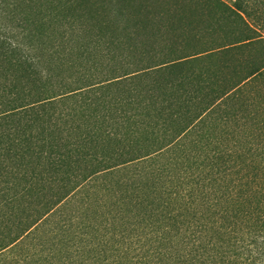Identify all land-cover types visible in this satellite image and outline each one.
<instances>
[{
    "label": "trees",
    "instance_id": "1",
    "mask_svg": "<svg viewBox=\"0 0 264 264\" xmlns=\"http://www.w3.org/2000/svg\"><path fill=\"white\" fill-rule=\"evenodd\" d=\"M152 22L133 0H0V264H264V132L199 126L237 123L224 96L262 67L181 120L158 78L223 46L162 60L203 30Z\"/></svg>",
    "mask_w": 264,
    "mask_h": 264
},
{
    "label": "rangeland",
    "instance_id": "2",
    "mask_svg": "<svg viewBox=\"0 0 264 264\" xmlns=\"http://www.w3.org/2000/svg\"><path fill=\"white\" fill-rule=\"evenodd\" d=\"M133 2L142 4L144 20L150 27L153 26L152 20L154 21L156 17L186 15L195 23L196 29L193 31L196 34L203 30L198 39L180 43L182 45L173 47L174 50L172 46H158L156 48L158 57L162 60L180 56L184 48L191 51L223 46L221 49L213 50L208 56L185 60L183 61L185 63L170 68L158 78L156 83L161 90V97L169 95L168 102L176 104L174 110L181 120L189 114L191 117L197 115L206 102L218 97L224 89V85L221 84H225L226 90L231 82L238 81L242 76L262 67L258 75L228 97L224 96V101L227 102L224 115L229 118L234 117L231 112H234V115L238 114L237 123L216 124L215 121L211 123V120L220 116V113L212 115L207 124L201 122L199 126L215 130L217 136L223 135V138L228 136V127L240 128L242 124H249L247 129L242 130L246 133L264 132L258 123V120L264 122V0H133ZM238 38H249L247 41L252 42L246 43L247 45L239 50H231L233 48L231 44H235ZM111 62L113 63V60ZM149 62L150 59L146 56L144 63ZM108 64L109 62L105 61L102 66ZM221 67L222 73L218 71ZM230 77L233 80L227 81ZM209 134L213 135L211 131ZM263 137L264 135L259 134L257 140ZM260 157L264 159V156Z\"/></svg>",
    "mask_w": 264,
    "mask_h": 264
}]
</instances>
